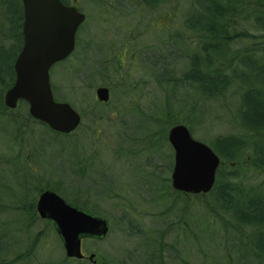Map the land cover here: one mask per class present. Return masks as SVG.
<instances>
[{"label": "rangeland", "instance_id": "1", "mask_svg": "<svg viewBox=\"0 0 264 264\" xmlns=\"http://www.w3.org/2000/svg\"><path fill=\"white\" fill-rule=\"evenodd\" d=\"M188 2L170 1L149 12L134 0H77L76 6L86 14L76 33L77 49L52 65L49 75L54 97L62 96L83 114L79 126L66 136L28 120L19 134L6 118H0V236L3 240L19 239L33 211L28 201L32 197L37 199L36 187L46 183H59L66 194L82 188L97 193L80 200L109 217V229L104 237L82 240L83 253H93V260L78 261L65 256L56 232L36 212L26 228L46 233L38 264H104L103 258L149 264L145 254L149 243L155 244L156 250L161 243L167 247L174 243V251H179L190 264H211L214 258H222L218 255L227 249L226 240L217 225L207 232L198 228L207 224L198 204L199 193L181 192L177 203L172 200L177 208L167 216L159 214L167 202L158 187L164 185L166 178L171 186L169 164H173V151L167 140L171 122L162 113L164 90L156 86L154 78L161 71L158 67L161 60L149 51L162 52L161 41L179 25ZM183 58L173 63L175 73L184 67ZM100 63L106 68L117 66V72L101 75ZM100 85L109 89L107 102L96 99L95 88ZM90 101L97 102V107L93 109ZM168 103L174 104L172 100ZM228 106L227 110L215 108L211 123L205 129H194L197 131L193 137L201 140L198 137H205V133L230 131L234 106L232 103ZM9 111L19 116L23 108L17 106ZM148 130L150 135L144 137ZM163 134L165 139L161 137ZM80 159L87 163L80 168L84 174L76 169V161ZM123 208L132 212L134 223L143 234L125 232L118 219ZM184 219L190 221L192 232L199 237L194 242L187 240L181 227L169 223L178 224ZM195 219L199 226L194 224ZM169 251L159 250L164 264H178L169 258Z\"/></svg>", "mask_w": 264, "mask_h": 264}, {"label": "trees", "instance_id": "2", "mask_svg": "<svg viewBox=\"0 0 264 264\" xmlns=\"http://www.w3.org/2000/svg\"><path fill=\"white\" fill-rule=\"evenodd\" d=\"M61 1L69 4L71 0ZM170 1L174 0H134L149 12L156 11ZM188 1L179 25L161 41L162 52L149 51L161 60L158 65L161 71L154 78L156 86L164 90L163 117L171 125L185 124L193 136L197 131L194 129H205L211 123L215 108L227 110L228 104H233L234 121L230 131L212 135L205 133V137H198L201 141H207L218 154L220 163L212 188L206 193H199L197 198L207 224L199 226L196 219L194 224L203 232L217 225L226 240L227 249L218 255L222 258H214L211 264H264V0ZM22 21L21 0H0V118H6L19 134L25 130L28 120L52 132L28 114L25 101L19 100L16 105L23 108L19 116L11 113L3 102L5 90L14 81L13 63L23 43ZM78 41L76 36L75 49ZM182 56L185 65L179 73H175L173 63ZM104 67L102 64L99 67L101 75L117 72L115 65ZM51 87L54 92L53 84ZM57 96L59 98L56 100L66 101L62 96ZM170 100L174 104L168 103ZM89 104L93 109L97 107L95 101ZM150 133L146 131L144 137ZM16 136L17 133L15 139ZM161 137L165 139L164 134ZM83 165L87 166V163L81 159L76 161L77 170H81ZM46 188L87 212L109 219L97 207H89L80 200L81 197L91 194L96 196L97 193L82 188L66 194L59 183H46L36 187L37 194ZM158 190L165 197L164 202H167L164 211L159 214L167 216L169 211L177 208V205H172V200L177 203L176 198L182 197V193L170 186L168 178L164 179V185ZM28 202L29 209L33 211L22 227L19 239L12 237L3 240L0 236V264L39 262L38 256L46 241V233L41 230L32 232L26 228L36 216V198L32 197ZM131 213L128 208H123L118 216L120 224L125 227L126 233L143 234L134 223ZM169 223L181 227L187 240L194 242L199 239L192 232V224L188 219L178 224L175 221ZM48 224L55 231L50 221ZM173 244L167 247V244L161 243L159 250H173L169 251V258L177 260L178 264H190L179 251H174ZM146 246L149 264H164L163 257L156 250L157 246L153 243ZM198 247H201L200 244ZM103 262L127 264L125 259L109 261L103 258Z\"/></svg>", "mask_w": 264, "mask_h": 264}, {"label": "water", "instance_id": "3", "mask_svg": "<svg viewBox=\"0 0 264 264\" xmlns=\"http://www.w3.org/2000/svg\"><path fill=\"white\" fill-rule=\"evenodd\" d=\"M21 1L23 43L13 63L14 81L3 95L4 105L13 109L23 100L33 119L51 131L70 133L80 124L81 114L69 102L55 99L49 71L74 50L77 30L86 15L76 6L77 0L69 4L61 0ZM95 96L99 102H107L108 87H96ZM167 140L173 151L172 188L184 193L208 192L220 163L218 154L210 145L194 138L183 123L169 127ZM35 210L53 225L66 257L93 260V253L83 254L82 238L104 237L109 229L107 219L69 203L50 188L38 194Z\"/></svg>", "mask_w": 264, "mask_h": 264}]
</instances>
